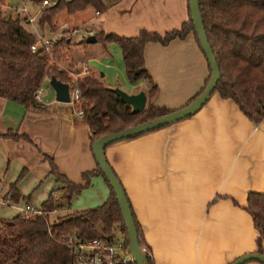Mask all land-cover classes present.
Here are the masks:
<instances>
[{
	"label": "crops",
	"instance_id": "crops-1",
	"mask_svg": "<svg viewBox=\"0 0 264 264\" xmlns=\"http://www.w3.org/2000/svg\"><path fill=\"white\" fill-rule=\"evenodd\" d=\"M26 1L6 0L3 16L21 18L40 45L44 39L54 43L62 38L67 48L81 43L85 55L76 61L88 73L102 70L108 85L129 92L139 91L134 87L143 79L128 78L121 46L104 41L102 34L164 33L189 18L188 0H102V10L89 4L73 13L61 11L54 20L58 25L51 28L39 23L50 4ZM91 34L96 41H87ZM144 56L158 86L155 103L171 109L185 105L209 72L192 32L166 44L149 41ZM82 66L64 67L81 73ZM50 79L42 84L45 90L36 106L0 95V188L18 205L29 201L42 206L51 194L63 202L65 183L51 173V157L76 183L97 166L87 125L76 106L56 99ZM106 156L126 190L154 264H230L257 252L258 230L245 206L248 192L264 190V117L249 119L236 102L214 91L192 115L115 141ZM109 196L104 177L94 175L72 201L76 209L86 208ZM4 209L12 212L8 218L19 213L16 205L2 204L0 211ZM261 243L264 254V236ZM242 264L263 263L251 259Z\"/></svg>",
	"mask_w": 264,
	"mask_h": 264
},
{
	"label": "trees",
	"instance_id": "trees-1",
	"mask_svg": "<svg viewBox=\"0 0 264 264\" xmlns=\"http://www.w3.org/2000/svg\"><path fill=\"white\" fill-rule=\"evenodd\" d=\"M5 1L0 0V95L26 107L36 106L35 92L46 78L55 75L70 84L76 81L80 91L77 108L83 111L81 122L89 129L92 151L94 141L103 134L123 130L173 110L155 103L158 86L146 67L144 56V48L149 41L166 44L173 38H183L192 32L203 52L190 11L188 20L164 33L141 29L134 36L102 34L104 41L121 46L128 78L132 82L144 79L150 84L146 107L132 113L130 105L101 76L87 73L74 79L59 64L66 55L68 42L65 38L52 43L49 48L42 44L33 50L37 37L27 29L21 18L3 16ZM89 4L100 10L106 8L102 0H57L42 10L39 23H49L54 28L58 13L63 10L73 13ZM199 5L205 32L220 70L213 92L231 98L249 119L259 121L264 117V0H199ZM207 64L209 72L203 85L187 103L206 86L211 72L208 61ZM50 160L51 173L65 183L61 195L64 203L51 194L42 203L44 214L24 216L17 213L9 218L1 217L0 264H73L75 253L69 248L66 238L77 233L86 239L96 236L113 239L115 230L120 228L129 243L116 193L97 160L95 169L82 173L84 181L80 183L69 180L59 170L53 157ZM94 175H102L107 182L110 188L108 199L96 206L72 210L68 207L70 210L52 219L50 212L65 208L67 202L70 204L74 195L87 187ZM245 209L258 230L257 252L262 253L264 190L248 192ZM133 215L140 245L145 247L147 242L134 211ZM147 259L154 264L152 257L148 255Z\"/></svg>",
	"mask_w": 264,
	"mask_h": 264
},
{
	"label": "water",
	"instance_id": "water-1",
	"mask_svg": "<svg viewBox=\"0 0 264 264\" xmlns=\"http://www.w3.org/2000/svg\"><path fill=\"white\" fill-rule=\"evenodd\" d=\"M188 3L190 18L192 20L194 30L197 34L198 41L210 65L211 70L209 80L204 89L194 99L181 107L173 109L172 111L153 119H149L144 122L129 126L123 130L103 134L102 136L97 138L93 144L95 158L116 193L128 231L130 252L137 264L151 263L147 259L148 255L144 252L143 247L140 245L139 234L131 203L127 197L126 190L120 178L117 176L116 172L107 159L106 148L108 145L115 141L138 136L141 133L151 131L155 128L192 115L206 102V100L213 92L220 77L219 66L205 32L199 0H188ZM96 39L97 38L95 34H91L87 37L88 42L96 41ZM50 83L56 91L57 100L63 102H69L71 100L70 83L58 79L55 75L51 77ZM112 88L127 104L130 105L132 113L140 112L146 107L148 94L144 89L137 92H129L120 86H114ZM251 259L259 260L264 264V254L260 252L245 253L234 259L230 264H242L243 262Z\"/></svg>",
	"mask_w": 264,
	"mask_h": 264
},
{
	"label": "built area",
	"instance_id": "built-area-1",
	"mask_svg": "<svg viewBox=\"0 0 264 264\" xmlns=\"http://www.w3.org/2000/svg\"><path fill=\"white\" fill-rule=\"evenodd\" d=\"M57 0H43L44 4H54ZM44 45H52L51 39L42 40ZM40 44L38 42L32 45V49L36 50ZM45 90L43 85H40L35 92V99L37 102L42 101V94ZM70 97L69 101L77 107L80 101V91L77 82L70 84ZM77 115L82 117V109H76ZM7 195V194H6ZM4 195L3 190L0 188V206L2 204H12L18 207L19 213L24 216L44 214L45 210L41 205H35L29 201H26L22 205L11 201L10 198ZM66 242L69 248L74 251L75 259L73 264H133L135 262L129 248V243L126 241L125 234L120 233L117 235L115 231V237L109 239L106 237L96 236L90 239L83 238L80 234L70 235L66 238ZM144 252L151 257L150 249L143 247Z\"/></svg>",
	"mask_w": 264,
	"mask_h": 264
},
{
	"label": "rangeland",
	"instance_id": "rangeland-1",
	"mask_svg": "<svg viewBox=\"0 0 264 264\" xmlns=\"http://www.w3.org/2000/svg\"><path fill=\"white\" fill-rule=\"evenodd\" d=\"M28 1H30V0H28ZM28 1H26V2L29 4ZM68 16H70V15H68ZM63 18L64 17H62L61 20H63ZM76 20H78V19H76ZM57 25L58 24L55 23L54 28ZM96 44H100V42H93L92 45H96ZM84 55H85V52H84L83 48L81 47V43L72 44L69 48H67V51H66V56H68V60H66V59L63 58V60H61L59 62V64H61L62 66H65L66 65V68L69 67L70 65H73V68L76 69V67L82 66V63L80 64L78 61H76V59H79V58H81ZM91 65H94V66L98 67L96 65V62L91 63ZM82 67H83L82 68L83 72H81V73H75V72L72 73V72H70L73 75L74 79H76L77 77H80L83 74H87L89 72V68L87 66L83 65ZM94 73L96 75L101 76L103 78L104 82L106 83V79L104 77V74H103L102 70L96 68V69H94ZM149 87H150V84L146 80L143 79V82H141L140 86H135L134 87V90H142L143 88L146 89V88H149ZM60 194H61V190H58V196ZM63 203H64V200H63ZM68 207L71 208V210L72 209H76L75 208L76 205H74L73 201L71 200V203L70 204H68V202L66 203L65 208L58 209V211L57 210L56 211H53L50 214V217L53 219V218L57 217V215L63 214L65 212H67L68 210H70ZM8 214L9 215L12 214V212H9V209H4V210H1L0 211V224H1V217L2 218L3 217H7ZM99 230L102 231L103 230L102 227H100ZM116 233H117V235H120L119 231H116Z\"/></svg>",
	"mask_w": 264,
	"mask_h": 264
}]
</instances>
